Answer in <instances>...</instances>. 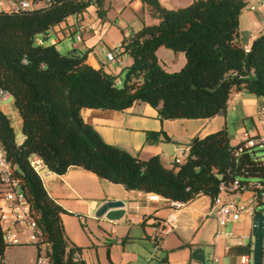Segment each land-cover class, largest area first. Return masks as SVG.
Wrapping results in <instances>:
<instances>
[{
    "label": "trees",
    "instance_id": "obj_1",
    "mask_svg": "<svg viewBox=\"0 0 264 264\" xmlns=\"http://www.w3.org/2000/svg\"><path fill=\"white\" fill-rule=\"evenodd\" d=\"M141 1L158 22L123 39L120 47L132 62L122 77L43 42L55 25L91 5L104 16V0H48L32 9L0 11V90L13 97L23 136L18 142L0 108V143L20 173L52 264L86 262L82 248L66 236L60 217L65 210L29 165L32 153L54 173L78 166L127 190L182 203L200 195L214 201L219 183L236 176H254L264 183V160L256 156L264 145L235 154L239 143L231 144L225 127L193 137L185 161L166 165L157 155L144 159L105 142L84 121L82 107L125 110L143 101L163 119L209 118L224 113L234 92L244 89L264 97V33L247 51L239 41V16L247 0H193L175 9L158 0ZM160 46L183 52L184 65L166 70L156 56ZM149 138L157 139V132H149ZM6 247L0 228V264Z\"/></svg>",
    "mask_w": 264,
    "mask_h": 264
},
{
    "label": "crops",
    "instance_id": "obj_2",
    "mask_svg": "<svg viewBox=\"0 0 264 264\" xmlns=\"http://www.w3.org/2000/svg\"><path fill=\"white\" fill-rule=\"evenodd\" d=\"M158 1L165 8L175 9L193 0ZM104 9V16L98 15L94 5L80 15L68 16L50 30L47 38L56 47L63 40L70 48L68 52L75 49L93 68L123 75L125 67L132 62L120 47L125 34L156 24L158 19L141 0H104ZM80 25L84 26L82 30ZM238 31L243 47H250L253 39L264 33V0H247L239 16ZM77 34L81 41L74 45ZM107 52H115L114 62L107 60ZM156 56L168 71L179 70L186 60L183 52H173L164 46L157 48ZM261 106H264L263 96L243 89L232 94L223 114L209 118L163 119L154 107L143 101L125 110L82 107L80 114L105 142L144 159L157 155L164 164L170 165L168 160L173 156L185 161L188 143L195 136H205L225 127L231 144L236 145L262 134L264 113L258 111ZM149 132H157V139L147 140ZM22 138L21 135L18 142ZM42 183L48 195L65 210L60 217L66 236L82 248L81 257L86 264H203L192 257L195 248L203 249L204 264L213 254L218 256L220 264H243L242 257L252 251V218L241 214L219 223L214 215L217 205L207 195L175 209L170 199L153 192L127 190L78 166L62 174L52 172ZM250 198V190L223 192L220 201L234 199L247 203ZM106 199L127 203L121 220L113 222L94 216V210ZM171 216L172 229L157 239L158 226ZM228 224L230 232H225L222 227ZM36 253V249L30 252L29 261L4 256L2 262L33 264Z\"/></svg>",
    "mask_w": 264,
    "mask_h": 264
},
{
    "label": "built area",
    "instance_id": "obj_3",
    "mask_svg": "<svg viewBox=\"0 0 264 264\" xmlns=\"http://www.w3.org/2000/svg\"><path fill=\"white\" fill-rule=\"evenodd\" d=\"M48 0L30 1V0H0V11H13L32 9L45 4ZM80 30L84 26L80 25ZM130 34L126 33L125 37ZM81 41L79 34L75 36V44ZM38 43H42L41 39H37ZM244 49L249 50L248 46ZM106 58L114 62L116 60L115 52H107ZM120 84V80H116ZM9 94L0 90V99H7ZM259 113H264V106L259 108ZM264 145V132L254 137H248L244 141L239 142L235 148V154H238L244 149L253 148L255 146ZM187 157V154H186ZM29 165L35 173L43 180L44 176L52 173L47 168L43 160L36 153L30 154L28 157ZM179 156H173L168 160V163H181ZM44 175V176H43ZM244 190L251 191L249 202L242 203L240 201L229 199L226 202L220 201L221 193L223 192H241ZM214 203L217 205L215 217L219 223H224L233 220L237 215L245 214L251 218L256 212H261L264 215V210L256 211L255 208L259 204L264 203V183L261 181H240L236 178L225 182L221 181L218 185V193L214 198ZM171 207L178 209L183 203L180 201L171 200ZM173 227V217L164 220L157 229L156 238L164 237ZM0 228L2 239L7 245L33 244L36 246L37 255L33 264H52L50 257L47 254L49 243L43 240L42 232L39 229L36 220L32 214L30 203L22 190L20 173L16 167L9 162L5 156L4 150L0 143ZM243 264H252V251L242 257ZM208 264H220L217 255L213 254ZM261 264H264V235L262 241Z\"/></svg>",
    "mask_w": 264,
    "mask_h": 264
},
{
    "label": "water",
    "instance_id": "obj_4",
    "mask_svg": "<svg viewBox=\"0 0 264 264\" xmlns=\"http://www.w3.org/2000/svg\"><path fill=\"white\" fill-rule=\"evenodd\" d=\"M69 53V52H68ZM72 54H76L72 49ZM127 211V203L121 199H106L94 210L96 218H105L108 221H119ZM251 234L253 238L252 246V264H261L262 241L264 235V215L256 212L252 217ZM202 248H195L192 251V257L195 260L205 263Z\"/></svg>",
    "mask_w": 264,
    "mask_h": 264
},
{
    "label": "rangeland",
    "instance_id": "obj_5",
    "mask_svg": "<svg viewBox=\"0 0 264 264\" xmlns=\"http://www.w3.org/2000/svg\"><path fill=\"white\" fill-rule=\"evenodd\" d=\"M62 41L63 40L60 41V43L58 44V46L56 48L61 53H68L70 48L67 46V44L65 45V43H62ZM43 42H44V44H50L51 43L50 37L46 38ZM66 46L68 48H64ZM119 77H122V74ZM0 108L10 118L11 124L14 128L16 139L18 140V138L22 135V132H21V126H20V116H19L17 109L15 107L13 97L11 95H9L7 99H4V100L0 99ZM16 120H19L18 121L19 123H16ZM256 156H258L260 159L264 160V147L263 148H257ZM236 179H238L240 181H252V182H256V181L261 180L258 177H254V176H248V177L236 176ZM255 209H256V211L264 210V203L259 204V206ZM229 226H230L229 224L227 226H223L222 229L225 232H230ZM231 238H232V236H231ZM35 249H36V246L33 244L7 245L4 256H5V259L22 257L24 260L29 261L31 258L30 252L32 250L35 251ZM36 252H37V249H36ZM36 255H37V253H36ZM206 259H209V258H206ZM206 262L208 264L209 261L206 260Z\"/></svg>",
    "mask_w": 264,
    "mask_h": 264
}]
</instances>
